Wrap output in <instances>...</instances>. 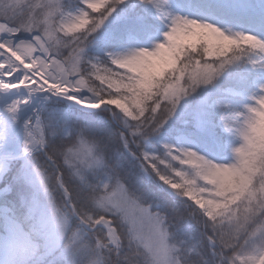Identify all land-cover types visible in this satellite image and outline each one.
Listing matches in <instances>:
<instances>
[{
    "label": "snow or ice",
    "instance_id": "snow-or-ice-1",
    "mask_svg": "<svg viewBox=\"0 0 264 264\" xmlns=\"http://www.w3.org/2000/svg\"><path fill=\"white\" fill-rule=\"evenodd\" d=\"M0 264H264V0H0Z\"/></svg>",
    "mask_w": 264,
    "mask_h": 264
},
{
    "label": "trees",
    "instance_id": "trees-1",
    "mask_svg": "<svg viewBox=\"0 0 264 264\" xmlns=\"http://www.w3.org/2000/svg\"><path fill=\"white\" fill-rule=\"evenodd\" d=\"M244 72V70L243 69H241V68H238V67H236V68H233L232 70H231V73L232 74H242ZM252 78V76H251V74H249V79H251ZM221 85H223V84H225L224 86L225 87H228V86H230L229 84H227V80L226 79H222L221 80Z\"/></svg>",
    "mask_w": 264,
    "mask_h": 264
}]
</instances>
